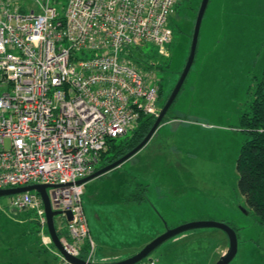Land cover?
I'll list each match as a JSON object with an SVG mask.
<instances>
[{
	"label": "rangeland",
	"instance_id": "374dc122",
	"mask_svg": "<svg viewBox=\"0 0 264 264\" xmlns=\"http://www.w3.org/2000/svg\"><path fill=\"white\" fill-rule=\"evenodd\" d=\"M177 1L181 4L169 20L173 41L163 50L143 48L159 67L153 74L163 89L159 110L186 65L202 0ZM67 2L57 6L60 13ZM18 4L29 11L37 8L35 0ZM263 73L264 0H210L194 64L167 121L138 157L84 185L83 208L96 246L95 263L128 259L169 229L215 221L237 230L238 253L230 264H264V225L241 194L237 172L247 139L241 116ZM101 165L100 160L96 169ZM129 170L151 185L140 204L122 199L120 187ZM14 197L0 198V264H61L55 248L43 243L46 229L36 213L13 211ZM55 226L67 231L63 216L55 218ZM228 248L222 230L196 229L168 240L145 260L216 264Z\"/></svg>",
	"mask_w": 264,
	"mask_h": 264
},
{
	"label": "built area",
	"instance_id": "2783aa9c",
	"mask_svg": "<svg viewBox=\"0 0 264 264\" xmlns=\"http://www.w3.org/2000/svg\"><path fill=\"white\" fill-rule=\"evenodd\" d=\"M16 2L0 0V190L52 186V209L72 213L59 215L62 246L95 263L78 181L96 171L110 140L159 115V84L130 54L173 41L176 0H68L63 14L53 0L25 13ZM12 205L34 211L45 246L72 264L54 246L39 193L17 194Z\"/></svg>",
	"mask_w": 264,
	"mask_h": 264
},
{
	"label": "trees",
	"instance_id": "16d2710c",
	"mask_svg": "<svg viewBox=\"0 0 264 264\" xmlns=\"http://www.w3.org/2000/svg\"><path fill=\"white\" fill-rule=\"evenodd\" d=\"M60 2L61 0H53V4L56 7L61 4ZM18 3L16 2L22 13L29 11L25 5L20 6ZM180 4L177 1L175 8L177 9ZM199 8L200 5L197 13ZM130 58L140 69L152 75L155 68L159 69L154 62L155 58L147 56L143 49L131 52ZM158 86L160 101L163 89L162 84ZM168 113L162 124L167 121ZM156 119L157 117L154 116H142L132 131L123 137L110 140L107 149L102 153L101 167L115 162L141 143L153 127ZM240 121L241 129L246 133L247 139L242 144L237 160L238 187L247 204L257 214L258 223L264 225V73L257 80L254 89L250 93V99L246 102V109L242 113ZM138 154L132 159L138 157ZM122 166L113 171L119 170ZM125 174L128 175V178H126V182H123L122 187H120L123 195L122 199H126L129 203L132 202L133 204L142 203L146 199L151 185L148 182L138 180L136 176L131 174L130 170L125 171Z\"/></svg>",
	"mask_w": 264,
	"mask_h": 264
},
{
	"label": "water",
	"instance_id": "95a60500",
	"mask_svg": "<svg viewBox=\"0 0 264 264\" xmlns=\"http://www.w3.org/2000/svg\"><path fill=\"white\" fill-rule=\"evenodd\" d=\"M209 2L210 0L201 1L200 8H199L197 18L195 21V27H194L190 52H189L186 65L184 67V70L175 88L173 89L170 97L168 98L163 108L160 110L159 115L157 116V119L153 127L147 134V136L142 140L141 143H139L134 149H132L126 155L116 160L115 162L108 164L107 166L101 167L100 169L92 173L91 175L79 180L78 184L85 185L88 182L94 179L100 178L101 176L120 167L121 165H123L124 163L132 159L134 156H136L138 153H140L143 150V148H145L147 144L150 142V140L153 138V136L155 135V133L161 126L167 113L169 112L172 105L174 104L176 98L178 97L186 81V78L188 77L191 71V68L194 64L196 53H197V48H198V43H199L200 31H201L203 19L206 14ZM49 187H52V186L47 185V184H33V185L19 187V188L1 189L0 198L6 197V196L17 195V194H21L25 192H30V191H36L37 193H39L44 203L46 217H47L48 232L53 240L54 246L63 254L66 260L72 264H139L140 262L148 258L161 245H163L168 240L174 238L175 236H178L187 231L196 230V229H204V228H214V229L222 230L223 232L227 234L229 238V248L227 252L223 256L220 257V259L217 261L216 264H230L238 253V234L234 228H232L231 226L225 223H221V222L200 221V222L187 223V224L178 226L176 228L167 230L165 233L161 234L160 236L155 238L152 242H150L147 246H145L139 253H137L136 255L128 259L121 260L118 262H111V263H88L81 258H77V257L70 255L62 246V243L59 239V236L56 230L55 218L59 215L65 214L67 218L71 220L72 213L70 211H67L66 213H64L61 211H54L52 209L49 195H48ZM13 211H16V209H14Z\"/></svg>",
	"mask_w": 264,
	"mask_h": 264
}]
</instances>
